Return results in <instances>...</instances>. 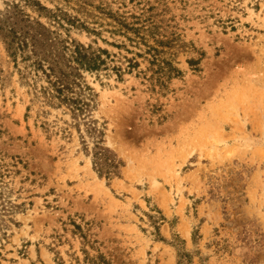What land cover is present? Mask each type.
Wrapping results in <instances>:
<instances>
[{
  "label": "rangeland",
  "instance_id": "374dc122",
  "mask_svg": "<svg viewBox=\"0 0 264 264\" xmlns=\"http://www.w3.org/2000/svg\"><path fill=\"white\" fill-rule=\"evenodd\" d=\"M13 2L52 40L106 49L116 64L130 56L105 27L25 0L0 10ZM41 2L92 26L100 7L143 9L182 73L162 89L144 78L146 59L132 73L85 72L96 96L75 114L35 96L30 38L15 59L17 39L0 31V264L99 252L110 264H264V0ZM100 147L101 162L121 161L116 173L98 171Z\"/></svg>",
  "mask_w": 264,
  "mask_h": 264
},
{
  "label": "trees",
  "instance_id": "16d2710c",
  "mask_svg": "<svg viewBox=\"0 0 264 264\" xmlns=\"http://www.w3.org/2000/svg\"><path fill=\"white\" fill-rule=\"evenodd\" d=\"M25 1L39 10L55 12L56 16H61L57 13L60 12L67 16V21L73 26H81L94 34L100 33L98 28L100 26L105 27L106 31L112 35H121L124 39L110 44L130 54V56L120 54L124 59V66L116 64L117 55L106 49H94L93 46H85L76 40H72V43L52 40L48 27L39 20H30L29 16L21 10L20 2L7 4V8L0 10V31H5L6 35L12 34L13 39H17L14 42L15 50L12 56H16L18 52L23 53L29 43L22 38H30L34 57L23 54L22 60L27 62V72H23V77L27 78L29 85L35 90V96L43 98L47 104H66L75 114H86L94 101L96 92L87 83L84 73L107 70L110 68V63H115L112 69L122 75L138 69L141 64L140 58L146 59L148 65L145 71L141 72L153 88L159 86L165 89L170 78L182 73L173 58L166 56L165 49L171 47L174 40L159 36L153 18L146 16L143 9L141 12H120L108 7H100V14H94L92 17L93 23L98 26H92L89 22L81 21L77 16L68 15L59 7L53 11L41 0ZM19 16H23L22 20H18ZM10 21H12L11 26ZM22 21L23 24H20L17 30L14 25ZM188 63L198 69L199 62L193 58L188 60ZM40 81L42 83H39ZM106 150L108 149L100 147L95 154L97 160H100L95 161L96 166L99 167L97 169L100 174L103 170H106V173H116L121 161L109 158L106 163L101 162ZM77 227L80 228V226ZM86 264H110V262L103 253L99 252L95 257L86 255Z\"/></svg>",
  "mask_w": 264,
  "mask_h": 264
}]
</instances>
